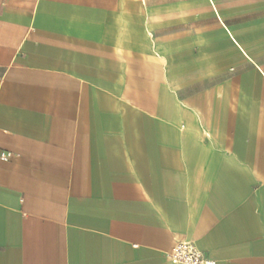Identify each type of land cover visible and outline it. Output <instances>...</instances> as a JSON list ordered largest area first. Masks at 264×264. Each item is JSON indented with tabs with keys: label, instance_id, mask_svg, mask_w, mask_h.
I'll return each mask as SVG.
<instances>
[{
	"label": "crops",
	"instance_id": "1",
	"mask_svg": "<svg viewBox=\"0 0 264 264\" xmlns=\"http://www.w3.org/2000/svg\"><path fill=\"white\" fill-rule=\"evenodd\" d=\"M179 240L264 264V0H0V264Z\"/></svg>",
	"mask_w": 264,
	"mask_h": 264
},
{
	"label": "built area",
	"instance_id": "2",
	"mask_svg": "<svg viewBox=\"0 0 264 264\" xmlns=\"http://www.w3.org/2000/svg\"><path fill=\"white\" fill-rule=\"evenodd\" d=\"M7 158L6 154L2 155ZM168 258L177 264H216V261L207 257L193 242L179 240L167 254Z\"/></svg>",
	"mask_w": 264,
	"mask_h": 264
}]
</instances>
